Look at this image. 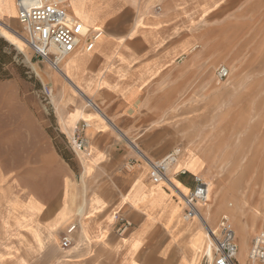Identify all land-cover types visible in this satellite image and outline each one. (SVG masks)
Segmentation results:
<instances>
[{
    "label": "crops",
    "instance_id": "obj_1",
    "mask_svg": "<svg viewBox=\"0 0 264 264\" xmlns=\"http://www.w3.org/2000/svg\"><path fill=\"white\" fill-rule=\"evenodd\" d=\"M245 3L72 0L73 16L92 32H100L93 51L83 47L60 67L65 92L71 100H75L72 93L84 100L77 102L64 122L72 139L88 140L82 181L75 184L68 172L61 197L54 193L46 198L33 192L24 195L23 189L9 196L0 176V264L203 263L205 224L199 218L183 220V200L176 193L187 195L193 190L195 178L201 177L198 159L203 157L182 152L179 168L170 175H178L170 179L171 186L164 181L155 183L147 161L163 159L170 154L169 146L162 145L150 155L141 150L133 153L126 140L137 139L160 123L168 78H175L170 93L182 86L181 74L171 67L192 50L191 40L182 37L183 30L217 16L222 19ZM13 20L18 21L16 0H0V26ZM1 32L17 47L8 38L17 39L16 32L7 27ZM154 133L148 136L156 140L159 132ZM175 149L183 150L181 146ZM184 169L186 175L179 176ZM75 188L79 197L74 200ZM205 206L198 204L200 213ZM116 215L133 224L124 236L116 232ZM206 215L207 211L205 222L215 228ZM75 223L79 226L75 242L64 249L62 235ZM241 256L245 261L247 255Z\"/></svg>",
    "mask_w": 264,
    "mask_h": 264
},
{
    "label": "rangeland",
    "instance_id": "obj_2",
    "mask_svg": "<svg viewBox=\"0 0 264 264\" xmlns=\"http://www.w3.org/2000/svg\"><path fill=\"white\" fill-rule=\"evenodd\" d=\"M7 25L0 31L7 27L26 36L17 20ZM2 33L0 176L9 196L23 189L24 195L61 197L68 172L75 184L82 181L86 150L80 151L78 145L85 140L88 147V140L72 139L64 122L84 100L74 93L71 100L57 69L36 58L19 37L13 38L18 49ZM182 35L191 40L192 50L171 67L182 76L181 89L170 93L175 78H168L160 123L137 139L128 137L126 143L133 153L141 150L150 155L166 144L167 154L181 146L184 156L193 151L203 157L198 159L199 175L211 183L206 217L216 226L223 215H229L241 259L254 235L264 231V0H246L241 9L236 6L222 19L201 21ZM223 67L229 76L222 80ZM155 131L158 139L149 138ZM181 158L171 173L179 168ZM160 159L150 157L152 162ZM170 175L169 179L178 176ZM75 191L74 200L79 197V189Z\"/></svg>",
    "mask_w": 264,
    "mask_h": 264
},
{
    "label": "built area",
    "instance_id": "obj_3",
    "mask_svg": "<svg viewBox=\"0 0 264 264\" xmlns=\"http://www.w3.org/2000/svg\"><path fill=\"white\" fill-rule=\"evenodd\" d=\"M72 0H16L18 21L26 33L25 41L34 52V56L49 63L54 69H60L62 63L73 56L79 49L91 52L100 38V32H92L85 24L76 19L71 12ZM160 8L158 7V10ZM229 70H219V78L226 79ZM85 140H80L78 149L83 151ZM182 156L181 149H175L162 160L150 162L151 179L155 183L168 179L170 168ZM186 171L180 172L186 175ZM211 192L210 183L202 177L195 178V187L183 196L184 220L200 218L198 204H207ZM116 232L124 236L133 224L126 218L116 215ZM207 247L202 264H264V231L256 233L252 239L246 260L239 258L240 244L236 230L229 215L221 217L215 228L205 221ZM78 224H72L63 233L61 244L64 249L70 248L75 242Z\"/></svg>",
    "mask_w": 264,
    "mask_h": 264
},
{
    "label": "bare ground",
    "instance_id": "obj_4",
    "mask_svg": "<svg viewBox=\"0 0 264 264\" xmlns=\"http://www.w3.org/2000/svg\"><path fill=\"white\" fill-rule=\"evenodd\" d=\"M2 34H4V33H2ZM16 34V33H15ZM17 35V34H16ZM23 42H24V44L28 47V45H27V43H26V41H25V36L24 35H17ZM8 38H10V40L12 39L13 40V38H11V37H8ZM13 42L17 45V47H20V45H19V43H16V40H13ZM96 47V46H95ZM70 58V57H69ZM68 59V58H67ZM66 59V60H67ZM36 71V70H35ZM57 71H58V73L61 75V76H63V77H65V74H64V71H62L61 69H57ZM144 157V156H143ZM148 162V161H147ZM177 163V162H176ZM176 163L170 168V170H169V172H168V176L170 175V171L174 168V166L176 165ZM180 163V162H179ZM149 165H150V162H149ZM175 169V168H174ZM184 170H186V169H184ZM164 182H166L168 185H170L171 186V184H170V179L168 178V179H164L163 180ZM173 187V186H172ZM173 189H175L174 187H173ZM175 191H176V189H175ZM176 193L180 196V198L183 200V196H182V194H180V193H178V191H176ZM183 204H184V200H183ZM184 206H185V204H184ZM202 214V217L205 219V217L203 216V214H205V213H201ZM183 218H184V216H183ZM241 233H242V231H241ZM244 233H242V235H243ZM205 238H206V234H205ZM240 254V253H239Z\"/></svg>",
    "mask_w": 264,
    "mask_h": 264
}]
</instances>
